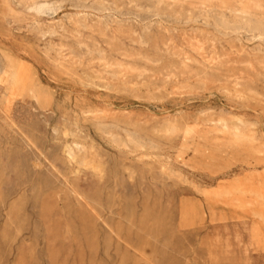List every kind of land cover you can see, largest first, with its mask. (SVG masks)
Segmentation results:
<instances>
[{
    "label": "rangeland",
    "instance_id": "obj_1",
    "mask_svg": "<svg viewBox=\"0 0 264 264\" xmlns=\"http://www.w3.org/2000/svg\"><path fill=\"white\" fill-rule=\"evenodd\" d=\"M0 264H264V0H0Z\"/></svg>",
    "mask_w": 264,
    "mask_h": 264
},
{
    "label": "bare ground",
    "instance_id": "obj_2",
    "mask_svg": "<svg viewBox=\"0 0 264 264\" xmlns=\"http://www.w3.org/2000/svg\"><path fill=\"white\" fill-rule=\"evenodd\" d=\"M40 7H41V6H40ZM42 7H43V6H42ZM34 10H36V8H35ZM38 11H41V9L38 8ZM36 12H37V11H36ZM42 12H43V11H42ZM45 12H46V11H45ZM37 14H38V13H37ZM43 14H44V13H43ZM240 136H241V135H240Z\"/></svg>",
    "mask_w": 264,
    "mask_h": 264
}]
</instances>
